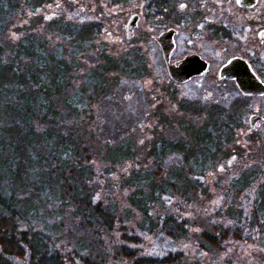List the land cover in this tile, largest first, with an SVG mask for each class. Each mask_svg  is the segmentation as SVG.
Segmentation results:
<instances>
[{"label": "trees", "instance_id": "16d2710c", "mask_svg": "<svg viewBox=\"0 0 264 264\" xmlns=\"http://www.w3.org/2000/svg\"><path fill=\"white\" fill-rule=\"evenodd\" d=\"M1 2L0 22L12 8L10 0ZM61 22L58 29L68 32L74 27ZM98 26L85 23L77 36L91 40ZM26 40L9 60L0 46V264H182L183 242L191 232L195 247L218 260L226 245L243 239L246 228L264 230V179L249 214L236 199L249 177L261 172L218 180L215 188L228 203L218 208V219L209 229L193 230L184 215L183 203L207 192L201 187L204 171L213 169L233 134L232 125L219 124L218 113L209 115L215 136L208 125L197 131L186 128L188 140L157 135L159 157L176 152L182 158L167 174L151 163L130 171L118 186L104 176L114 171L113 165L131 161L132 138L108 136L103 125L96 129L99 140L91 135L95 143H89L88 129L77 124L79 104L87 101L80 90L69 91L67 63L45 53L43 44L29 36ZM32 44L39 54L29 52ZM49 60L55 61L53 66ZM121 63L125 72L130 62ZM88 76L93 94L115 95L108 89L114 83L101 86L104 82ZM183 108L194 111L189 105ZM119 137L127 138L126 143L110 147V140ZM96 145L97 154L109 162L101 173L93 162ZM196 255L198 260L188 264L207 260L203 255L199 261L200 253ZM234 257L224 254V259L208 263L245 264ZM252 264H264V256Z\"/></svg>", "mask_w": 264, "mask_h": 264}, {"label": "rangeland", "instance_id": "374dc122", "mask_svg": "<svg viewBox=\"0 0 264 264\" xmlns=\"http://www.w3.org/2000/svg\"><path fill=\"white\" fill-rule=\"evenodd\" d=\"M183 2L186 5L179 10L178 6ZM220 2L221 0H176L175 9L180 16L176 18V21L179 18L181 22L199 24L205 19H214V15L216 19ZM10 3L12 8H7V15L0 22V26H3L0 28V46L5 48L4 59L9 60L17 47L25 44L28 36L33 42L43 44L44 49H42L45 53H54L56 58L67 63L72 81L69 91L80 90L84 100L87 101L86 104L88 103L87 105L79 104L81 122L77 124L88 129L86 134L89 143H95L94 139L99 140L96 129L98 127V130H101L103 125L106 126L108 136L128 135L132 138L131 161L113 165L114 171L104 176L111 182L118 185V180L125 179L130 171L136 168H149L151 163L156 164L155 168L161 167L166 174L170 168L181 163L182 158L176 152H169L159 157L156 144L158 134L172 141L179 138L188 140L189 134L186 128L190 127L192 131H197L208 125V130L215 136L216 132L211 126L209 116L211 111L219 114V124L226 121L232 125L229 104L233 97L231 90L224 89L221 94L199 93L193 90L192 82L187 83L186 87L174 90L167 81L166 69L152 38L145 35L137 43L141 51L140 56L143 55L142 59L146 61H138L131 56V52L135 51L131 48L133 44L131 40L126 41L124 37L122 42L110 40L108 32L114 36L119 35L121 30L124 33V24L128 16L134 12H141L140 30L147 31L151 28L153 33H156L165 26L167 21L152 17V7L148 0H10ZM2 9L4 5L0 0V16ZM60 21H65L61 23L74 27L68 32L58 29ZM85 23H96L99 28H95L98 31L91 40L81 41L80 36H77L78 30ZM64 33H69V35ZM200 44L206 46L205 43L199 41L191 47L200 48ZM35 47L32 44L29 52L39 54L40 52ZM98 51L101 55L110 56L109 59L98 58L96 54ZM124 59L130 64L127 63L124 67L125 72H122L121 67L124 64L121 62ZM31 60L37 59L31 58ZM54 62L49 60V65L53 66ZM88 74H92L93 81L104 82L100 84L101 86L106 85L107 82L114 83V87L112 89L108 87V89L112 90L111 94L115 95L100 98L93 94L94 89L89 87L91 79L88 78ZM188 105L195 112L183 108ZM122 126L125 128L123 129ZM231 131L234 133L233 126H231ZM91 135L94 138L92 140L89 139ZM227 139L228 144L222 147L224 150L222 155L219 153L216 165L213 169L204 171L206 179L201 187L204 186L207 192H200L192 202L183 203L185 204L183 206L184 215L187 216L193 230L198 232L209 229L211 222L218 219V208L222 210L228 203L223 196L224 192L219 193L215 188L218 180L230 181L244 172L239 174L237 171V166L244 158L242 161L235 160L227 167L226 163L232 156L233 134ZM126 141L125 137L112 138L109 146L124 144ZM99 149L100 146L96 145L92 150V155L95 158L93 162L95 166H98V172L101 173L109 162L103 157L104 155L97 154ZM109 151L111 150H108V154ZM155 160L156 162L161 161L158 164ZM261 163L260 165L264 168V160ZM244 165L247 168L250 163ZM219 166L225 167V171H219ZM262 178L264 179V171L259 175L249 177V184L245 185L236 198L237 203L245 209L247 214L261 188ZM262 222L264 226V217ZM38 229L35 227L33 230L40 231ZM243 234L241 241L232 242L222 249V253L217 257L219 261L224 259V254H227L234 255L235 259L242 260L245 264H252L264 256V230L246 228ZM192 235L191 232L183 242L186 257L182 264L198 260L196 258L198 253H200L199 261L204 260L202 258L205 254L195 247V237ZM208 256H205L208 261L202 264H209L214 259L212 255Z\"/></svg>", "mask_w": 264, "mask_h": 264}, {"label": "flooded vegetation", "instance_id": "af4514ba", "mask_svg": "<svg viewBox=\"0 0 264 264\" xmlns=\"http://www.w3.org/2000/svg\"><path fill=\"white\" fill-rule=\"evenodd\" d=\"M148 3H151L152 17L167 21L164 27L156 33L151 28L147 31L140 30L141 12H134L124 24V33L121 30L119 35L114 36L108 32L110 40L122 42L123 37L126 41L131 40V48L135 49L131 56L144 61L137 43L148 35L156 44L166 69L156 37L173 29L174 47L169 62L177 65L185 56L196 54L203 69L201 73L192 75L183 82L173 80L166 69L170 87L179 90L192 82L193 90L199 93L221 94L224 89L231 90L233 97L229 104L234 144L231 159L226 164L228 167L235 160L242 161L244 158L237 166L238 173H257V164H262L264 160V0H221L217 9L218 17L215 19L214 15V19H205L199 24L179 20L180 16L175 9L176 0H148ZM185 5L184 2L180 3L178 9L182 10ZM131 15H136L137 21L134 26L128 27ZM199 41L206 46L200 44V48L191 47ZM96 54L102 60L110 57L101 55L99 51ZM229 60L237 62L234 69L237 77L220 75V69ZM242 68L243 77L238 75ZM246 163H250L247 168L244 165ZM219 169L225 171V167L219 166ZM261 170L263 172L264 168Z\"/></svg>", "mask_w": 264, "mask_h": 264}, {"label": "water", "instance_id": "95a60500", "mask_svg": "<svg viewBox=\"0 0 264 264\" xmlns=\"http://www.w3.org/2000/svg\"><path fill=\"white\" fill-rule=\"evenodd\" d=\"M136 21H137V16L131 15V17L127 22V26L128 27L134 26L136 24ZM156 41L160 47L167 72L173 80H175L176 82H183L186 81L192 75L201 73V70L203 68L200 66L201 62L199 61L200 60L199 56L196 54H190L185 56L177 65L169 62L170 53L174 47L173 29H168L160 33L156 37ZM236 65L237 62L233 60H229L220 69V75L229 78L237 77V74L234 71ZM243 72H244V68H242V71L238 73V75L243 77Z\"/></svg>", "mask_w": 264, "mask_h": 264}, {"label": "bare ground", "instance_id": "6f19581e", "mask_svg": "<svg viewBox=\"0 0 264 264\" xmlns=\"http://www.w3.org/2000/svg\"><path fill=\"white\" fill-rule=\"evenodd\" d=\"M218 170V169H217Z\"/></svg>", "mask_w": 264, "mask_h": 264}]
</instances>
